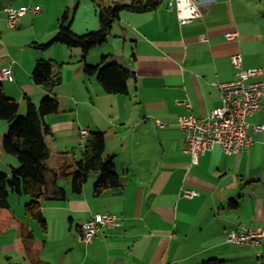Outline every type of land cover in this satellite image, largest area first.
<instances>
[{
	"label": "crops",
	"instance_id": "crops-1",
	"mask_svg": "<svg viewBox=\"0 0 264 264\" xmlns=\"http://www.w3.org/2000/svg\"><path fill=\"white\" fill-rule=\"evenodd\" d=\"M194 1L202 17L189 23H180L176 0H165L149 14L124 11L108 35V46L91 51L88 64L108 57V63L118 61L135 73L128 95L108 94L95 76H86L79 50L63 44L31 46L56 36L74 0L54 6L48 0H11L0 7V69L11 68L14 74L2 85L8 97L21 100L20 114L26 112L25 96L38 105L47 95L33 82L36 62L62 65V83L52 96L63 98L64 106L60 102V113L46 118L53 133L46 140L49 192L63 154L82 155V129L105 135L106 156L122 181L121 188L96 195L100 174L93 173L83 192L75 194L71 178H60L57 186L66 189V199L41 202L46 230L26 215L28 196L12 193L10 208L0 209V264H264V240L255 247L227 242L232 231L264 230V111L247 118L252 144L246 152L227 155L217 145L197 164L178 125L180 116L205 118L222 104L216 85L237 80L234 54L242 55V69L263 70L250 81L264 80V0ZM9 5L40 7L41 12L27 13L10 28ZM41 21L47 22L43 35L25 36ZM84 25L86 31L100 28L95 15ZM227 34L237 37L229 40ZM7 130L4 124L2 132ZM0 150L8 155L2 139ZM4 159L6 174L19 166ZM183 190L198 195L185 198ZM104 213L115 216L119 225L102 226L86 244L82 226Z\"/></svg>",
	"mask_w": 264,
	"mask_h": 264
},
{
	"label": "trees",
	"instance_id": "trees-1",
	"mask_svg": "<svg viewBox=\"0 0 264 264\" xmlns=\"http://www.w3.org/2000/svg\"><path fill=\"white\" fill-rule=\"evenodd\" d=\"M97 8L100 28L92 33L77 35L68 25V10L59 20L56 36L47 44L36 45L45 49L53 44H63L69 48H80L82 57L79 64L88 77H96L104 91L108 94H129L128 83L135 78V73L120 62L108 63L105 57L97 66H89L87 59L91 51L108 40L114 24L120 20L124 11L144 15L159 10L165 0H129L128 2L106 3L105 0H91ZM61 64L55 61L40 59L36 62L32 73L35 85L44 88L47 95L37 106L25 96L26 115L19 116V104L6 95L0 82V120L8 124V133L2 137L4 153L14 156L19 166L12 168L10 174L0 172V209H9V197L12 193L26 195L30 201L25 205L26 215L37 221L46 230V220L42 212L41 202L44 199L65 200L67 192L64 187L57 186L60 178L72 181V192L81 194L84 186L93 173L100 177L94 185V193L101 195L109 189L122 187V181L115 171L113 159L106 156V138L102 132H90L80 159H75L72 152L63 154L64 159L53 175L54 189L49 192L47 173L51 158L47 138L52 130L46 118L60 113V101L52 96L54 89L62 83ZM69 158V159H68ZM34 238L31 232L27 239ZM32 264H45L32 261Z\"/></svg>",
	"mask_w": 264,
	"mask_h": 264
},
{
	"label": "built area",
	"instance_id": "built-area-1",
	"mask_svg": "<svg viewBox=\"0 0 264 264\" xmlns=\"http://www.w3.org/2000/svg\"><path fill=\"white\" fill-rule=\"evenodd\" d=\"M176 3L180 23H189L202 17L198 1L176 0ZM28 10L40 12L39 7L33 9L8 7L6 11L9 14V25L14 27ZM235 37L237 34L226 35L229 40ZM232 62L237 69V80L216 85L222 94V104L205 118L196 117L193 114L178 118V125L185 134L186 151L192 157V164H197L201 155L217 145L221 146L227 155H237L246 152L252 144L248 135L247 118L256 112L264 111V80H250L259 78L263 71L262 69H242V55L239 53L232 56ZM0 76L2 79H11L12 72L10 69H3L0 70ZM179 103L191 108L188 102L180 101ZM81 135L82 139L86 140L87 130L83 129ZM197 195L194 191L183 190L185 198L191 199ZM118 225L115 216L108 213L96 214L83 225L81 239L89 244L102 226L114 228ZM263 240L264 230L262 229L232 231L227 236L228 243L247 244L252 247L260 245Z\"/></svg>",
	"mask_w": 264,
	"mask_h": 264
},
{
	"label": "rangeland",
	"instance_id": "rangeland-1",
	"mask_svg": "<svg viewBox=\"0 0 264 264\" xmlns=\"http://www.w3.org/2000/svg\"><path fill=\"white\" fill-rule=\"evenodd\" d=\"M48 1H49V4L51 6H54V5H56L61 0H48ZM71 1H73V0H69V2H71ZM80 1H82V0H74V6H71V8L68 9V14H69V19H70L68 25H71L72 31L75 34H77V35H85L87 33H92V32L97 31V30H94V31L93 30L86 31V27L84 25V21L87 20V19H90L92 17L94 18V15H95V18L98 19V15H97V11H96L97 8L95 7V5L92 3L91 0H83L81 2V4H80ZM105 1L108 4V3H113V1H116V0H105ZM123 1H129V0H123ZM9 2H11V0H0V7L6 6V4L9 3ZM98 21H99V19H98ZM46 24H47V22L45 24L43 23V21L38 22L37 25H35V26H33V27H31V28H29V29H27L25 31V36H28V35L30 36L32 34H34V35L35 34H37V35H43V33L45 31ZM73 27H74V29H79V33L76 32V31H74ZM38 44H40V43L39 42H36V44H31V46L33 45V47L35 48V47H37L36 45H38ZM101 46H103V48H106L108 46V40H107L106 43H104ZM99 48H101V47H99ZM71 50H79V52H82V50L80 48H72ZM91 56L92 55H90V57ZM100 62H101V60H97L95 63H93V64L91 63V64H88V65L89 66H97ZM66 68H69V67H66ZM63 93H65V91H63ZM13 99L16 100L17 103L19 104V116L20 117L25 116L26 115V112L24 114H20V103H21V100H19V98H13ZM43 99L44 98H42V100ZM42 100H40V102H39V104L37 106L40 105V103H41ZM58 100L61 102L62 107H63L64 106V104H63V98H58ZM24 101H25L24 104H26V100H24ZM0 124H1L0 125V141H1L2 137L5 134L8 133L9 128H8V130L5 133H3L2 132V126L4 124H7V123L5 121H0ZM77 157L80 159L81 155L77 154ZM4 158H11V160H14L15 161V164H18V162H19L16 157L11 156V155H5L0 150V172L1 173L2 172L3 173H6L5 172L6 167H7V169H9L8 166H7L8 165L7 164V161ZM51 164L52 163H50V165ZM29 201H30V198H29Z\"/></svg>",
	"mask_w": 264,
	"mask_h": 264
},
{
	"label": "bare ground",
	"instance_id": "bare-ground-1",
	"mask_svg": "<svg viewBox=\"0 0 264 264\" xmlns=\"http://www.w3.org/2000/svg\"><path fill=\"white\" fill-rule=\"evenodd\" d=\"M200 4V3H199ZM8 7H12V8H14V9H19V8H22V7H25V8H35V7H32V6H22V7H14V6H12V5H9V6H7V7H5V12L7 13V22H8V26L10 27V28H16L18 25H19V23H20V21H21V19H22V17H24L27 13H30V12H32V13H34V14H40V12H41V8H40V12L39 13H35V12H33V10H28L27 12H26V14L25 15H23L21 18H20V20L17 22V24L14 26V27H11L10 25H9V14H8V12L6 11V9L8 8ZM3 69H10L11 70V72H12V78L11 79H2V76H0V82L2 83V82H4V81H10V80H13V78H14V74H13V71H12V69L11 68H2V69H0V70H3ZM263 71V70H262ZM83 130V129H82ZM81 130V131H82ZM85 130H87V129H85ZM81 131H80V136H81V138H82V135H81ZM87 132H88V136H89V134H90V132L87 130ZM88 136H87V138H88ZM87 138H86V140H87ZM86 140H83L82 139V142H83V145L85 144V142H86ZM95 216V215H94ZM93 217V216H92ZM91 219V218H90ZM89 219V220H90ZM88 220V221H89ZM83 227V226H82ZM81 233H82V229H81ZM96 236V235H95ZM95 238V237H94ZM94 240V239H93ZM92 240V241H93ZM91 243V242H90Z\"/></svg>",
	"mask_w": 264,
	"mask_h": 264
}]
</instances>
